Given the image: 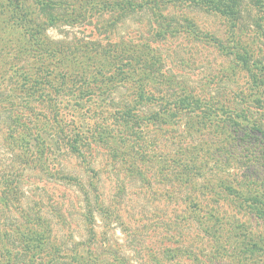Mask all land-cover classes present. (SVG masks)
<instances>
[{"label": "trees", "instance_id": "trees-1", "mask_svg": "<svg viewBox=\"0 0 264 264\" xmlns=\"http://www.w3.org/2000/svg\"><path fill=\"white\" fill-rule=\"evenodd\" d=\"M198 13L223 19V35ZM181 38L236 71L178 70ZM101 148L116 184L107 203L92 177ZM61 157L84 169H53ZM0 159V264H146L130 254L148 250L155 264H264V0H0ZM39 173L72 186L64 211L28 200ZM130 181L165 218L122 217ZM71 214L79 239H57ZM114 224L127 245L108 237Z\"/></svg>", "mask_w": 264, "mask_h": 264}, {"label": "rangeland", "instance_id": "rangeland-1", "mask_svg": "<svg viewBox=\"0 0 264 264\" xmlns=\"http://www.w3.org/2000/svg\"><path fill=\"white\" fill-rule=\"evenodd\" d=\"M196 22L198 24V26L203 30V31H208L216 36H221L224 33L225 30V23L223 21V19L218 18L216 16L210 15V14H202V13H198L196 15ZM135 29V25L132 23H127L126 25H124V27L122 28L123 32L125 34H131L133 33V30ZM65 31H68L70 34L76 32V29H70V28H64ZM48 35L53 38V39H59L61 36L59 35V32L56 31L55 29H49L48 30ZM195 42V41H193ZM197 43H192L189 39H185V38H181V39H172L170 40V45L172 47V51L173 54H177L176 56H174V58L176 59V61H178L179 59H183L184 63L186 65L184 66H176V68L178 70L181 71H185L186 73L189 74V76H193V77H201L202 75H207V76H212V75H218V74H230L231 71H236L235 70H230L227 69L228 67V63L224 62V60L216 53L214 52L212 49H208V48H202V46L196 45ZM168 59L170 60V58L168 57ZM186 61V62H185ZM228 71V72H227ZM238 71V70H237ZM238 73V72H237ZM236 78V76L234 77V79ZM233 86L231 83L227 85H223L221 84L220 86V90L222 91V89L226 90L227 87H231ZM82 120V118H81ZM82 123H86L84 122V120H82ZM86 125V124H85ZM167 147V146H166ZM165 147V148H166ZM168 150L171 152H175L174 149L172 148V146L168 147ZM106 149L105 148H101V150H98V157L97 160L99 161L98 164H95L94 169L98 170V175L97 176H92L94 178V181H97V185H98V193L100 195V197L102 196L103 200L105 203H107L110 199H112L115 195L116 192V184L114 183V180L112 178V175L110 174L111 172V166H109L108 161H107V157L105 154ZM167 151V149H166ZM168 153V151H167ZM65 157H61L60 159H57V161L51 165V167H53V169H56V166L60 165L62 166V168H64L63 170L65 172H70V173H78V171L80 170V167L84 166L82 163L80 162H74V161H70V160H64ZM1 160V159H0ZM3 163V162H0ZM1 164H0V170H1ZM119 168V166H118ZM63 170H60V172H57V177H61V174L64 172ZM74 174V175H75ZM88 175V174H87ZM91 175V174H90ZM39 177L41 178L42 181H40V183H34V181L31 179L32 183H34L33 186H30L28 188L31 189V192L28 193V200L31 202L35 199H38L40 195H45L48 196L50 198L49 204L51 203L52 207L56 208L59 211H64V204L65 203H72L74 200V190L72 188V186L70 184H68L66 181H64L62 178H57V177H51V179H48L47 176L39 173ZM83 177H87L85 176V174H83ZM211 177V176H210ZM209 175L205 178V181H212L210 180ZM129 183L131 184H126V193L124 196V205L125 207L122 209V217L125 216L123 213V210H125L126 213V209L130 211V213H133L134 216L138 217V222H137V226L138 227H144L150 224V222L146 219V220H141L140 217H148L149 219H153L152 216H158V217H163L165 218L166 212H164V209H162L160 206V202L162 200H155V198L153 196L146 198L145 196H143L141 193L142 191L139 189V185L137 184V182L135 181H130ZM135 183V184H133ZM215 188H217L216 183H214ZM137 191L139 192L138 195L136 194ZM31 198V199H30ZM158 203V204H157ZM122 205V207L124 206ZM71 206V205H70ZM70 211H74L72 208H70ZM71 213V212H70ZM73 213V212H72ZM129 213V214H130ZM128 214V217H129ZM131 215V214H130ZM71 221L72 223H74L73 229L70 228H66L61 226L60 224H56L54 226V236L57 239L60 240H65L66 239V234H67V230H71L69 233H71V235H73V237H75V239H79V236L82 233V226H81V222L79 220V218L76 216V214H71ZM99 219V217H98ZM135 223V221H134ZM159 223V222H158ZM100 226V228H98V231H104L103 229V222H100L98 224ZM115 227H113V229L110 231V233H108V237H111V239L113 240H117L120 243H125L127 242L125 235L122 234L118 224H114ZM140 225V226H139ZM162 231V225H161V219H160V224L156 227V230H153V232H161ZM184 232L187 233V229H184ZM150 234L149 229H143V238L147 235V239L146 241H148L149 243L156 241V237L148 235ZM165 240V238L163 239V241ZM165 242V241H164ZM148 245V249L149 247H151L150 244ZM153 244V243H152ZM166 244L169 245L171 248L174 246L171 243H168L166 241ZM127 245V244H126ZM163 245V244H162ZM161 245V246H162ZM184 247H190L189 244L185 245ZM147 249V250H148ZM146 252V253H145ZM142 254H138L136 252H132L131 257L133 259H136V261L139 262L140 257L143 258L146 262V264H155L154 261L150 258L152 257L151 252L148 250L145 251ZM147 254H151L149 256H147ZM157 255V254H154ZM183 257H186L187 255H182ZM194 260V258H193ZM145 264V263H144Z\"/></svg>", "mask_w": 264, "mask_h": 264}]
</instances>
